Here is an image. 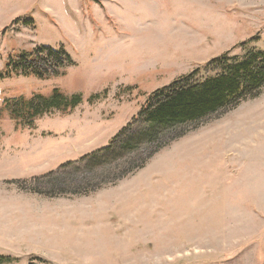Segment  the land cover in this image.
I'll list each match as a JSON object with an SVG mask.
<instances>
[{"label":"rangeland","instance_id":"374dc122","mask_svg":"<svg viewBox=\"0 0 264 264\" xmlns=\"http://www.w3.org/2000/svg\"><path fill=\"white\" fill-rule=\"evenodd\" d=\"M251 39L263 48L264 0H0V72L10 54L43 45L76 62L50 79H0V109L55 88L84 99L35 121L42 141L25 176L9 155L16 122L0 115V210L32 199L29 209L44 210L48 196L24 186H42L49 172L71 187L96 176L58 169L108 146L155 90L227 51L242 54L237 45ZM50 198L85 201L71 207L75 217L68 208L52 217L51 238L0 242V256L13 258L4 264H264V91L117 184Z\"/></svg>","mask_w":264,"mask_h":264},{"label":"trees","instance_id":"16d2710c","mask_svg":"<svg viewBox=\"0 0 264 264\" xmlns=\"http://www.w3.org/2000/svg\"><path fill=\"white\" fill-rule=\"evenodd\" d=\"M255 41L251 39L238 44L243 49L242 54L233 55L227 51L204 67L195 68L155 90L108 146L78 161L64 163L58 169L63 172L70 166H76L77 171L94 172L96 176L71 187V184H61L60 172H49L41 177L44 181L42 186H24V190L57 197L88 195L115 185L144 168L156 153L191 129L260 96L264 91V46H253ZM75 64L64 47L43 45L10 54L4 70L0 72V79L20 74L50 79L63 75L66 67ZM83 101L81 94L67 95L55 88L48 95L36 93L31 97L8 98L0 109V115L7 113L17 128H31L37 119L55 111L70 113ZM12 259L0 256V264Z\"/></svg>","mask_w":264,"mask_h":264},{"label":"crops","instance_id":"0c3cea01","mask_svg":"<svg viewBox=\"0 0 264 264\" xmlns=\"http://www.w3.org/2000/svg\"><path fill=\"white\" fill-rule=\"evenodd\" d=\"M33 130L23 129V128H14L12 132V137L15 138L14 143H12L10 148V154H12V159L16 161L20 165V167H25L23 171H19V174L25 176V173L31 170L35 166L36 161V148L38 141H42L38 139L36 135L32 132ZM19 135L16 138V133ZM22 136V143H20ZM75 145V144H74ZM35 152V154H34ZM105 195V194H103ZM103 197V196H102ZM41 202L45 203V209L40 211H34V209H29L30 206L35 203L37 200H25L27 201V205L18 210L17 208L10 210H0V242H8L9 244L13 243H27V242H35V239L38 238L39 235H45L47 238L52 237V226L50 225L52 222V217H62L66 216V214H62L64 210H70V214H75L72 210L73 205H79V203H83L82 200L79 202L77 198L68 199L63 202L61 199H52L50 197H45L44 199H39ZM86 205V204H85ZM71 208V209H70ZM72 210V211H71ZM39 217L38 219H36ZM75 217V215H74ZM6 218L11 219V225L7 224ZM30 220H33V227L30 223Z\"/></svg>","mask_w":264,"mask_h":264}]
</instances>
